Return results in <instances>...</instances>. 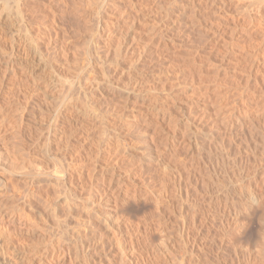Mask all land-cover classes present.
<instances>
[{
	"label": "rangeland",
	"instance_id": "rangeland-1",
	"mask_svg": "<svg viewBox=\"0 0 264 264\" xmlns=\"http://www.w3.org/2000/svg\"><path fill=\"white\" fill-rule=\"evenodd\" d=\"M4 1L0 264H264V207L242 206L264 200V57L189 33L142 52L145 25L117 55L113 0Z\"/></svg>",
	"mask_w": 264,
	"mask_h": 264
},
{
	"label": "bare ground",
	"instance_id": "bare-ground-1",
	"mask_svg": "<svg viewBox=\"0 0 264 264\" xmlns=\"http://www.w3.org/2000/svg\"><path fill=\"white\" fill-rule=\"evenodd\" d=\"M3 1V0H2ZM12 1V0H11ZM17 1V6L19 8H21V5H20V0H16ZM23 1V0H22ZM105 2V1H104ZM103 2V3H104ZM228 2H234L236 3L235 0H113V5H114V10L115 11V23H114V31L112 33V29L110 30V32L114 35L111 36V34L109 33H106L105 36L106 38H108L110 41L109 44H114L112 46L116 47V49H114L113 51H115L117 53V55L119 53H123V52H127V51H130L132 50V46L130 47H127V43L125 42V31L124 30V25L127 26L128 29H135L137 27V25H145V26H149L147 27V33L148 35H150V39L148 40H151L152 43H144V42H147V41H144L142 45L140 46H143L142 47V52H147V51H151L152 49H154L155 47L159 48V49H165L167 47H170V46H174V44H176V40L177 38H175L176 35H182V34H186L189 33L191 35H194V34H201V36L203 35L204 36H208L210 37L209 39H212L215 40L216 38L217 39H220V41H218L216 39V41H213L215 44L219 45V46H216L217 48L218 47H225L224 49H227L228 51H232L236 48L242 50V52L244 51L248 56H253L255 55L256 57H261L263 56L264 57V0H239V3L237 4H234V10L232 9V7H228L227 6V3ZM22 3V2H21ZM2 11H5L7 9H10L8 8L9 7V3H8V0L2 2ZM103 12V11H102ZM106 17V16H105ZM226 19H231L233 21V23L236 25L234 26L232 29L230 28H226L223 23ZM40 33V32H39ZM31 34V33H29ZM35 34V33H34ZM33 34V35H34ZM98 34V33H97ZM126 34H129V32H127ZM175 34V36H174ZM32 35V34H31ZM32 35V36H33ZM245 35H249L248 39L250 40L249 42L247 41L246 43H240L241 41L243 42V40H241L240 42L237 40V37L238 36H243V38L245 37ZM184 36V35H182ZM190 37V35H187L186 36V39L187 37ZM197 36V35H196ZM200 36V35H199ZM226 36V37H225ZM227 36L232 40V42H234V40L236 39L239 43H225L223 40L226 41L225 38H227ZM146 37V38H147ZM179 37V36H178ZM206 37V38H208ZM247 37V36H246ZM104 38V37H103ZM127 38V37H126ZM145 38V37H144ZM143 38V39H144ZM144 39V40H147V39ZM160 41V44L158 42L155 43L153 42L152 40L155 41V39H157ZM180 38V37H179ZM182 38V37H181ZM180 38V39H181ZM185 38V37H183ZM229 38H228V42H229ZM239 38V37H238ZM242 38V37H241ZM240 38V39H241ZM242 38V39H243ZM31 39V38H30ZM164 40L163 43H161L162 41ZM185 40V39H184ZM190 40V39H189ZM193 40V39H192ZM190 40V41H192ZM223 42H222V41ZM235 40V41H236ZM107 41V40H106ZM127 41V40H126ZM179 41V40H178ZM190 41H188L190 43ZM187 42V40H186ZM211 42V41H210ZM212 42V43H213ZM32 43V41H31ZM142 43V42H141ZM155 43V44H154ZM108 44V45H109ZM154 44V45H153ZM172 44V45H170ZM181 43H178V45H180ZM185 44V43H184ZM187 44V43H186ZM190 44H193V43H190ZM214 44V45H215ZM111 46V45H109ZM187 46V45H186ZM198 46V45H197ZM177 47V46H176ZM184 47V46H183ZM199 47V46H198ZM32 48V47H31ZM111 48V47H110ZM109 48V50H110ZM173 48V47H172ZM180 48V47H179ZM169 49V48H168ZM222 49V48H221ZM155 50V49H154ZM157 50V49H156ZM183 50V49H182ZM227 50L226 53H227ZM112 51V52H113ZM188 51V50H187ZM197 51V50H196ZM238 51V50H237ZM111 52V51H110ZM111 52V53H112ZM115 52H113L115 54ZM241 53V51L239 52ZM191 54V53H190ZM193 54V53H192ZM246 54H243V55H246ZM246 55V57H247ZM261 55V56H260ZM249 56V57H250ZM254 57V56H253ZM255 57V58H256ZM119 58V57H118ZM116 58V59H118ZM140 58V56H139ZM251 59V58H250ZM249 59V60H250ZM253 59V58H252ZM259 59V58H258ZM263 59V58H262ZM261 59V60H262ZM137 60L139 61L140 63V60L137 58ZM136 60V61H137ZM142 60H143V57H142ZM141 60V61H142ZM254 60V59H253ZM135 61V60H134ZM251 62V60H250ZM249 62V63H250ZM136 63V62H135ZM254 62L252 61V64ZM10 64V63H9ZM8 64V66H10ZM251 64V63H250ZM249 64V68L250 65ZM113 65V64H112ZM137 65V64H136ZM140 64H138L139 66ZM247 65V64H246ZM255 65V64H254ZM115 66V65H114ZM113 66V67H114ZM141 66V65H140ZM207 66V65H206ZM116 67V66H115ZM257 67V62H256V66ZM101 68V67H100ZM248 68V69H249ZM111 69V68H110ZM116 69V68H114ZM118 69V68H117ZM136 69V67H135ZM139 69V68H138ZM247 68H245L246 70ZM247 69V70H248ZM259 69V72L264 74V67L261 68V65L260 67L258 68ZM134 70V69H133ZM137 70V69H136ZM140 70V69H139ZM256 70V69H255ZM111 71V70H110ZM112 71L113 68H112ZM111 71V72H112ZM116 71V70H115ZM258 71V70H257ZM111 72H109V74H112ZM135 72V71H134ZM244 72V71H243ZM114 73V72H113ZM138 73V72H137ZM102 74V73H101ZM117 74V73H116ZM136 73H134L135 75ZM261 74V75H262ZM113 75V74H112ZM133 74H131V77ZM137 75V74H136ZM140 76V75H139ZM142 76V75H141ZM144 76V75H143ZM112 77V76H111ZM136 77V76H135ZM103 79V76L101 77ZM114 78V77H113ZM130 78V77H129ZM141 78V77H140ZM145 78V76H144ZM143 78V79H144ZM248 78V76H247ZM98 79V78H97ZM107 79V78H106ZM138 79V78H137ZM142 79V78H141ZM259 80V79H258ZM99 81V80H98ZM97 81V82H98ZM136 81H139V80H136ZM144 81V80H142ZM141 81V83H143ZM247 81V80H246ZM103 82V80L100 81V85H103L105 84V87L106 88H111L113 86L112 84V79L109 77V80H104L105 83H101ZM140 83V84H141ZM98 84V83H97ZM264 84V83H263ZM94 85V84H93ZM96 85V84H95ZM112 85V86H111ZM98 86V87H99ZM104 86V85H103ZM264 86V85H263ZM262 86V87H263ZM91 87V86H90ZM94 88H96L94 86ZM91 89V88H90ZM92 89H93V86H92ZM99 89V88H98ZM146 89V88H145ZM261 89V88H260ZM264 89V87H263ZM87 90V89H86ZM96 90V89H95ZM100 90V89H99ZM102 91H105L103 90V88L101 89ZM112 90V89H111ZM141 91H144V90H141ZM146 91V90H145ZM106 92V91H105ZM195 92V91H194ZM231 92V91H230ZM143 93V92H142ZM228 93V92H227ZM263 93H264V90H263ZM241 94V93H240ZM203 94H201L202 96ZM210 95V94H209ZM221 95V94H220ZM228 95V94H227ZM225 95V96H227ZM253 95V94H252ZM263 95V94H262ZM149 96V95H148ZM206 96V95H205ZM211 96V95H210ZM209 96V97H210ZM224 96V97H225ZM151 97H154V96H151ZM208 97V96H207ZM238 97V96H237ZM262 97V96H261ZM264 97V96H263ZM150 98V96L148 97ZM201 98V97H200ZM221 98V97H220ZM226 98V97H225ZM196 99V98H195ZM207 99V98H205ZM203 99V100H205ZM146 100V99H145ZM158 100V99H157ZM212 100V99H211ZM227 100V99H226ZM153 101V100H152ZM207 101V100H206ZM205 101V102H206ZM157 102V101H156ZM221 102H223L221 100ZM226 102V101H225ZM224 102V103H225ZM219 103H220V100H219ZM151 104V103H150ZM153 104V103H152ZM156 104V103H155ZM221 104V103H220ZM154 105V104H153ZM153 105L151 107H153ZM263 106V105H262ZM149 107V105H148ZM160 108V107H159ZM226 108V107H225ZM81 109V108H80ZM157 110V108H156ZM164 112V109L162 110ZM220 111V110H218ZM81 112V111H80ZM158 112L160 113V109H158ZM216 112V111H215ZM156 113V112H155ZM226 114V113H225ZM228 114H231V112ZM157 116V115H156ZM231 115H228V117H230ZM227 116H225V120ZM238 118V117H237ZM189 123V122H188ZM230 126L233 125L232 127H235V121H232L231 124H229ZM186 127L188 128L187 126V123H186ZM231 128V127H230ZM182 129V128H181ZM185 132V131H184ZM195 132V131H194ZM188 133V132H187ZM198 133V132H197ZM196 133V134H197ZM190 135V134H189ZM199 135V134H198ZM197 135V136H198ZM191 136V135H190ZM116 137V136H115ZM188 137V136H187ZM196 137V136H195ZM185 138V137H184ZM170 139V138H169ZM187 139L189 142H194V144L196 143L197 139L196 138H192V137H189V138H185ZM194 139V140H193ZM112 140V139H111ZM116 140V139H115ZM186 140V141H187ZM107 141V140H106ZM105 141V142H106ZM171 141V139H170ZM118 142V141H117ZM121 142V141H120ZM118 142L116 145L118 146L119 143ZM125 142V141H123ZM123 142L121 143V145L123 144ZM129 143V142H128ZM107 144V143H106ZM105 145V144H104ZM124 148H126V144L124 143ZM190 145V144H189ZM106 146V145H105ZM129 146V145H128ZM197 146V145H196ZM109 147V146H108ZM123 147V146H122ZM104 148V147H103ZM130 148V147H129ZM126 150H128L126 148ZM125 151V150H124ZM158 151V150H157ZM130 152V151H129ZM145 152V151H144ZM150 152V149L149 151L147 150V153ZM133 153V152H132ZM137 153V152H135ZM133 153V154H135ZM139 153V152H138ZM141 153L143 154V152L141 151ZM140 153V154H141ZM146 153V152H145ZM144 153V154H145ZM146 153V154H147ZM156 153V152H155ZM160 153V152H159ZM132 154V155H133ZM105 155V154H104ZM103 155V156H104ZM148 155V154H147ZM150 155V154H149ZM152 155L149 156V160L153 159L152 158ZM103 156H101L103 158ZM144 157H146L145 155H142ZM96 157V155H95ZM105 157V156H104ZM141 157V155H140ZM100 158V157H99ZM177 158V157H176ZM157 162L159 163V165H161L164 169V167L168 166L166 165V162H165V158L164 156H158L157 157ZM105 163V162H104ZM106 166V164H104ZM102 165V166H104ZM160 167V166H159ZM83 168V167H82ZM81 169V168H80ZM166 170V169H165ZM81 171V170H80ZM114 171V170H113ZM82 172H84L82 170ZM105 172V171H104ZM183 172V171H182ZM81 173V172H80ZM85 173V172H84ZM101 174L103 172H100ZM114 173H117L116 170ZM100 174V175H101ZM105 174V173H104ZM103 174V176H104ZM111 173V176L108 177L112 179V176H115ZM179 175V174H178ZM264 175V173H263ZM79 176V174H78ZM84 176V174H83ZM81 177L82 179L83 178H86V177ZM86 176V175H85ZM73 177V176H72ZM71 177V178H72ZM88 177V176H87ZM105 177V176H104ZM167 177V176H166ZM80 178V176H79ZM80 178V179H81ZM102 178V176L100 177ZM115 178V177H113ZM170 178V177H169ZM78 179V177H77ZM79 179V180H80ZM107 179V178H105ZM107 179V180H108ZM110 179V181H111ZM88 180L90 181L91 179L88 177ZM93 180V179H92ZM114 180V179H113ZM112 180V181H113ZM109 181V180H108ZM108 181H105L106 183L109 184ZM91 182V181H90ZM103 182V181H102ZM108 184H106L108 186ZM110 184H112L110 182ZM263 184V183H262ZM120 186V185H119ZM122 186V184H121ZM109 187V186H108ZM107 188V187H106ZM127 189V188H125ZM148 189V188H147ZM75 190V189H74ZM107 190V189H106ZM165 190V189H164ZM163 190V191H164ZM126 191V190H125ZM124 191V192H125ZM128 191V190H127ZM149 193L147 194V199L149 197V201H151L153 199V194H158L159 192H162L159 191L157 193H154L152 192V189H148ZM147 191V192H148ZM74 192V191H72ZM71 192V193H72ZM108 192V191H107ZM167 192V191H166ZM76 193V192H74ZM127 193V192H126ZM77 194V193H76ZM75 194V195H76ZM136 194V193H135ZM145 194V195H146ZM161 195V193H159ZM165 194V192L163 193V195ZM167 194V193H166ZM112 195V194H111ZM119 195V194H117ZM116 195V196H117ZM122 195V194H121ZM142 195V194H141ZM145 195H143L142 197L144 198ZM158 195V196H160ZM177 195V194H176ZM116 196L114 197L116 200ZM124 196V195H123ZM126 196V195H125ZM130 196V195H129ZM155 196V195H154ZM157 196V197H158ZM162 196V195H161ZM121 197V196H120ZM139 197V196H138ZM139 198V199H142ZM113 198V197H112ZM122 198V197H121ZM126 198V197H124ZM123 198V199H124ZM216 198V197H215ZM214 198V199H215ZM134 199V198H133ZM167 199V198H166ZM223 199V198H222ZM226 199V198H225ZM247 201L246 203L242 204V206L244 207L245 204L250 211H255V209L257 208H260V207H264L263 204H264V200L262 199V197L258 194H256L255 192H249L248 193V198H246ZM156 201H158V198L156 199ZM224 200V199H223ZM242 200V199H241ZM108 201V200H107ZM129 201V200H128ZM127 201V202H128ZM130 201H134V200H130ZM129 201V202H130ZM140 201V200H139ZM154 201V200H153ZM152 201V202H153ZM154 201V203L156 202ZM210 201V200H209ZM245 201H241L240 203H243ZM115 202V201H114ZM126 202V201H125ZM135 202V201H134ZM145 202V200L143 201ZM160 202V201H158ZM232 203V202H231ZM237 204V203H236ZM239 204V203H238ZM193 208V207H192ZM246 208V207H245ZM261 209V208H260ZM248 213V212H247ZM252 215V214H251ZM107 224V223H106ZM238 225V224H236ZM228 227V226H227ZM242 227L246 228V226H243ZM241 227V229H242ZM243 228V229H244ZM239 229V228H238ZM237 229V230H238ZM235 233H233L234 235ZM236 237V236H235ZM98 251V250H97Z\"/></svg>",
	"mask_w": 264,
	"mask_h": 264
}]
</instances>
